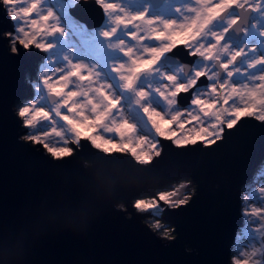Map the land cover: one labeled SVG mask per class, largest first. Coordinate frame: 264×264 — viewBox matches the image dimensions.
<instances>
[{"label":"snow or ice","instance_id":"6c2138e0","mask_svg":"<svg viewBox=\"0 0 264 264\" xmlns=\"http://www.w3.org/2000/svg\"><path fill=\"white\" fill-rule=\"evenodd\" d=\"M96 3L107 24L98 30L114 53L103 62L77 58L72 48L58 50L49 38L64 29L46 0H0L13 21L9 39L18 51L45 54L30 81L33 101L20 107L33 142L56 154L70 142L86 140L105 151L96 138L120 150L127 141L128 152L147 151L144 158L151 159L159 138L177 147H208L226 129L239 131L243 118L264 128V0H182L170 15L152 13L150 4L134 10L123 0ZM179 52L195 59L182 63ZM144 127L154 136L138 135ZM241 199L245 219L233 264H264L253 259L264 248L241 250L255 241L264 244V187L247 186ZM160 201L171 204L161 193L158 201L137 200L136 206L161 217Z\"/></svg>","mask_w":264,"mask_h":264},{"label":"water","instance_id":"95a60500","mask_svg":"<svg viewBox=\"0 0 264 264\" xmlns=\"http://www.w3.org/2000/svg\"><path fill=\"white\" fill-rule=\"evenodd\" d=\"M69 10L88 26L90 16L104 17L96 0H78ZM9 19L0 6V253L22 246L23 264H233L230 247L243 221L241 187L264 159L261 122L243 118L239 131L226 129L208 147H177L159 138L162 154L151 163L105 155L111 151L95 150L86 140L72 159L53 161L41 144L20 140L15 102L30 95L25 73L36 78L33 61L42 53H10L3 35L6 27L12 30ZM182 56L185 64L195 59ZM181 176L192 179L195 195L177 209L163 207L176 234L165 242L144 223L148 212H138L133 197ZM117 202L127 210L114 208ZM65 224L76 233L61 230Z\"/></svg>","mask_w":264,"mask_h":264},{"label":"rangeland","instance_id":"374dc122","mask_svg":"<svg viewBox=\"0 0 264 264\" xmlns=\"http://www.w3.org/2000/svg\"><path fill=\"white\" fill-rule=\"evenodd\" d=\"M78 0H46L47 5L46 7H52L53 11L56 13L57 16L60 17V27H63L64 29V34L61 35L60 33L55 34V36L50 37L49 40L51 42H55L58 45V50L59 51H65L69 48L74 49L75 55L77 58L83 59L85 61L88 60H98V61H106L108 57L114 55V53L109 52L108 49L106 48V41L104 38L100 35V32L98 29L101 27H107V24L105 23L106 21V16L103 12V20L99 21L98 15H94L91 18L92 23L89 27H86L83 22L78 19L76 15L70 12V7L73 6ZM131 0H123V3L126 6L128 5V2ZM172 1V0H171ZM169 1L168 3H172ZM182 2V0H178L177 3ZM147 3L146 2H139L137 0H133V3H131L130 7L134 8V10H139L143 8ZM176 4V3H175ZM171 4H168L164 7V9L156 12L152 11V13H159L162 15H169L168 12L171 10H168ZM83 9V8H82ZM85 12V11H84ZM96 14V13H95ZM81 16V12L80 15ZM10 26L12 28L9 29L6 27L4 33H12L13 32V21L10 19ZM7 43L9 44V39H7ZM183 52H179L178 58H182ZM44 53L40 55V57L33 62V72L36 77L37 70H38V65L41 63L42 58L44 57ZM180 56V57H179ZM29 74V69L25 73V82L27 84V89L30 92V95H24L21 96L16 102H15V108L16 110L19 109L20 107L24 106L26 102L28 101H33V88L32 84L30 81H34L36 78H34L33 75ZM38 106H43L45 107V110H48L46 105H38ZM20 118V117H19ZM21 124L23 123V118H20ZM21 130L23 131V134H29L31 131L30 129H26L24 125H22ZM85 131H90V129H85ZM178 131V130H177ZM138 135L140 136H149L153 137L154 133L147 127L142 128L138 132ZM118 143V138L114 141ZM96 143L97 144H102L104 149H108L106 151H112V150H120L118 149L114 143H108L105 141H101L99 138H96ZM160 142H159V149H160ZM68 147H73L71 144H68ZM123 149L121 151H127L128 148V143L127 141L123 144ZM145 148L147 147L146 145L144 146ZM139 146L137 145L136 148L133 149V151H137ZM130 153V152H129ZM156 154L155 151L151 152V157H153ZM133 157H135L136 160H139L143 162L145 160V156L148 155L147 151H142L138 152L137 155L131 154ZM264 164V159L259 163V165L256 167L254 170L252 176L243 183L241 187V192H240V211L242 210V207H244L242 203V195L244 194L246 187L251 186L252 188L256 189L257 191L259 190L260 187H264V167H261V165ZM188 181H191V183H187ZM194 188V182L192 181L191 178L181 176L178 178L171 179L170 181L157 186L153 188V191L151 190L150 192L143 190V192H139L137 195H134L133 197V203L134 201L137 200H143V201H151V200H157L159 199V195L161 193L168 194L169 199L171 200V204H178L179 201H185L187 199L188 195H191L192 189ZM142 191V190H141ZM160 207L163 208L165 205H168L165 202L160 201ZM255 206H260V205H255ZM146 219H150L152 221L155 220H160L163 225L159 229L160 232L164 231L165 225L166 227H172V223L166 221L162 215L161 217H156L153 215H150L149 213L144 217ZM244 217L242 223L238 226V228L235 231V236L233 238V241L231 243L230 247V259L233 263V255L236 251V245H237V234L241 232V229L244 226ZM252 227H256V225H252ZM264 248V244H262L259 241H255L252 243H248L247 246H242L241 250L245 253H251L253 249H261ZM253 259L256 260H264V253L257 252V255L253 257Z\"/></svg>","mask_w":264,"mask_h":264},{"label":"clouds","instance_id":"9594fccd","mask_svg":"<svg viewBox=\"0 0 264 264\" xmlns=\"http://www.w3.org/2000/svg\"><path fill=\"white\" fill-rule=\"evenodd\" d=\"M9 21H10V19H9ZM3 35H4L5 38L9 39V37L12 34L6 32ZM8 46H9V51H10L11 54H13V55L17 54L18 48H17V44H16V42L14 40L9 39V45ZM16 114H17L18 117L22 118L21 115H20V108L16 110ZM20 140H22L23 142L27 143L29 141H32V137H31L30 134H24V135L20 136ZM75 145H76L75 147L57 149L56 154H53L52 152H49L47 150V154L51 157V159L53 161H62V160H66V159H72L80 151V144H75ZM93 149H95V147H93ZM161 154H162V149H159L156 152V156H159ZM105 155L130 156L131 153H127V152H124V151H121V150H116V151H111V152L105 153ZM133 158L135 159V157H133ZM151 160H152V158L151 159H145L143 161V163H151ZM136 162L140 163L141 161L136 160ZM84 167H86V168L91 167V162L90 161L84 162ZM187 183L190 184L191 181H188ZM192 195H195V189L194 188L192 189L191 195H188L187 199L185 201H183V205H186L190 201ZM136 202L137 201H134L133 207L140 213L145 212L144 209L138 208L136 206ZM180 206H181L180 204H169V207L172 208V209H177ZM113 207L117 208V209H119L121 211H126L127 210V206L125 204H123L122 202H117V203L113 204ZM144 223L153 232H155L158 236H160L163 240H165V242L172 241V240H174L176 238L174 226L165 227L164 231L160 232L159 229L161 227H163V225H164V224L161 223L160 220L152 221L150 219H146L144 221ZM61 230L76 233V229L71 224L63 225ZM23 257H24V249L21 246L19 248H16L8 256H5V254L0 253V264H23Z\"/></svg>","mask_w":264,"mask_h":264},{"label":"flooded vegetation","instance_id":"af4514ba","mask_svg":"<svg viewBox=\"0 0 264 264\" xmlns=\"http://www.w3.org/2000/svg\"><path fill=\"white\" fill-rule=\"evenodd\" d=\"M137 1H139V2H146L147 4H150L151 5V11H156V12L160 11L161 9L163 10L164 7L166 5H168V4H171L170 7H169V9H168V10H170V9H172V5L178 2V0H172V1L171 0H137ZM169 1H171L172 3H168ZM131 3H133V0H131L130 2H128V5H129L128 7H130ZM132 9H134V8H132ZM168 14L169 15L172 14V11L170 10L168 12ZM82 22H83V24L86 27H89L84 21H82Z\"/></svg>","mask_w":264,"mask_h":264},{"label":"bare ground","instance_id":"6f19581e","mask_svg":"<svg viewBox=\"0 0 264 264\" xmlns=\"http://www.w3.org/2000/svg\"><path fill=\"white\" fill-rule=\"evenodd\" d=\"M80 9H81V8H80ZM85 14H86V13H85ZM85 14H81V15H82L84 18H86V17H87V16H86L87 14H86V15H85ZM91 18H92L91 16H90V18H87L89 24H90V22H91V21H90ZM15 111H16V110H15ZM21 125H23V123H22Z\"/></svg>","mask_w":264,"mask_h":264}]
</instances>
